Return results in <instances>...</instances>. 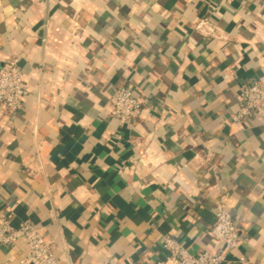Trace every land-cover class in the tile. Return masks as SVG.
I'll return each mask as SVG.
<instances>
[{"label": "crops", "instance_id": "crops-1", "mask_svg": "<svg viewBox=\"0 0 264 264\" xmlns=\"http://www.w3.org/2000/svg\"><path fill=\"white\" fill-rule=\"evenodd\" d=\"M10 56L25 91L0 108L12 226L34 224L59 264H157L165 236L216 250L224 201L240 230L224 264H264V116L231 120L239 85L264 80V0H0ZM119 85L141 102L129 125ZM25 253L0 245V264Z\"/></svg>", "mask_w": 264, "mask_h": 264}, {"label": "built area", "instance_id": "built-area-1", "mask_svg": "<svg viewBox=\"0 0 264 264\" xmlns=\"http://www.w3.org/2000/svg\"><path fill=\"white\" fill-rule=\"evenodd\" d=\"M201 24L211 32L205 21ZM16 56L0 63V108L14 115L22 108L24 91L23 72ZM238 111L231 115L233 122L247 120L254 115L264 116V80H249L241 83L237 90ZM141 107L130 87L119 85L113 93V117L119 125H129ZM209 232L218 244L213 251L189 252L176 238L165 236L162 247L166 257L157 264H224L226 251L238 246L240 230L224 201L215 206L214 222ZM22 240L26 253L17 264H59L52 247L32 223H20L14 227L8 217L0 212V245H14Z\"/></svg>", "mask_w": 264, "mask_h": 264}]
</instances>
